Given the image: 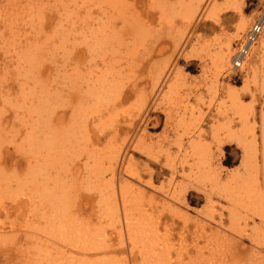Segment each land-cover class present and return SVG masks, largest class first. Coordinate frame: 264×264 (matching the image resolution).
<instances>
[{
    "label": "rangeland",
    "instance_id": "obj_1",
    "mask_svg": "<svg viewBox=\"0 0 264 264\" xmlns=\"http://www.w3.org/2000/svg\"><path fill=\"white\" fill-rule=\"evenodd\" d=\"M144 1V6L139 4L136 7V13H134V10L127 5L122 7L121 4H103V1L99 0H0V128H6L9 131L4 136L6 144L1 150L3 156H0V170H3H1L0 175L10 177L11 174L14 175L16 170V175L19 179L21 177L22 180L29 164L22 158V155L15 153L13 146L18 147L17 145L21 144L24 137L22 128H28V124L27 126L23 125L25 119L22 116L26 113L25 107L33 101H38V99L41 102L45 100L42 96L36 99L35 95L43 79L32 76H29V79L22 77L27 67L24 66V63H18L21 60L17 59V55H23L19 52L22 47H26L24 39L26 37L32 41L33 38L35 39L34 45L30 48L32 51L39 48L36 55L39 61L35 64L41 65L40 74L42 76L45 77V73L51 74L50 80L52 81V77H55V74L62 69L63 59L66 58V55L75 54L78 56L84 50L81 38L80 43L77 33L79 27L83 26H79L82 20H87L86 23L95 22L100 18L112 20L111 14L115 10L120 11L125 19H138L135 23H138L142 34L139 41L134 44V49L129 50L131 45L128 47L119 46L114 48L113 51L107 49L106 56H108L107 60L110 61L115 71L122 73V82L125 85L139 83V93L131 97L114 112L108 113L110 118L104 128H89L90 134L95 130L96 133L97 130L107 133L106 138L99 142L96 140V136L92 135L91 138L93 145L91 149L94 150L95 160L100 163L102 168L106 169L110 164L112 165V157L117 148L125 145L128 147L122 166L120 165L116 169L115 177L117 180L114 177L113 183L101 187L112 200L111 206H118V213L112 214L116 212L105 211L102 218L95 214L100 208L98 207L100 196L99 194L90 195L87 192L88 190H85V188H88V183H86L88 180L84 173V146L88 147L89 143L87 141L81 143L77 154L73 155L75 156L73 160L78 159L80 161H78V164L73 163L71 171L65 178L66 187L71 190H78L79 196L76 205L82 212L80 216L78 215L79 220L82 221L81 224L89 219V223H92L96 227L95 229L98 228V238L108 241L106 244L109 245L107 247H109L110 252L105 256L103 254L96 255L100 260L109 255V258H107L110 260L107 261L108 264L110 262H113V264H139L142 256L147 253L144 241L136 242L135 237L131 240L132 236L129 237L125 233V228H123L124 219L121 215V196L124 197L126 202V212L133 215V223L143 224V226L144 224L151 225L150 228L153 227L155 231L157 230L156 242L163 240L164 237L161 238V236L170 235L168 242L171 251L170 256L173 243L174 245L178 244H176L178 240L177 233L182 231L183 222L172 218L167 209H173L183 216H186L185 213H187L189 219L194 221L203 220L200 213L205 212L207 209L202 194L205 189V182L200 179L196 183L190 170L178 159L179 154L183 158L182 152H179L178 148L179 145L182 147L188 143H195L197 135L198 140L200 139L203 145L214 147L219 129L222 128L221 125L223 124L222 117L219 115L223 97L230 89L242 94L245 84H247L244 76H242L243 74L241 75L239 71H236V74L230 71L231 78L224 77L223 70L219 71L212 61H209L210 58L219 57L220 61L235 65V69L242 67V65L252 71L259 69V73L255 77L254 74L251 75L255 79L249 80L247 84L249 93L243 96L241 100L242 109L244 108L251 113L250 115L249 112L246 113L243 109L246 118H248V128H257V126L260 128V111L262 104H264V67H262L264 66L262 65L264 64V54H261L262 58L259 59L254 54L262 49L261 42L264 41V28L261 29L246 54L236 57L239 44L245 42L247 34L252 31L256 22L259 21L261 13H264V0H237L235 3L231 2L229 4L226 3V0H212L209 5L203 3L201 6L202 11L197 10L195 14H192V8L195 5L190 4L189 0H162L165 11L159 10L158 5H153L152 1ZM188 13L191 15L190 20L185 17ZM27 17H30L33 21L31 24L32 29L27 27ZM113 17L115 20L117 19L116 22L119 21L118 13H114ZM58 18H69L71 22L78 23L77 30L67 32L69 29L67 23H64L62 28L56 26ZM165 19H168V21L166 22ZM5 20L11 21L13 27H17V29H13L10 25V31L9 26H5L3 22ZM13 30L17 32L15 33ZM55 30H58L57 37L54 39L53 46L49 49L46 39ZM62 31L65 33H62ZM9 33H15L16 39L12 37L14 40H7ZM16 41H19L18 44ZM98 59L99 57H97ZM140 60L145 64L142 73L134 69ZM69 62L71 64L70 68H73L74 64L71 63V60ZM222 63L223 66H227L224 62ZM150 66H154V69L161 73L157 86L153 77L150 76L151 74L148 75L147 68ZM85 67L88 70V65H85ZM56 81H63V79L60 77ZM23 84L26 86H23ZM35 84L36 86H34ZM171 84L176 86L174 88L176 94L173 96L172 94H166L168 86ZM57 86L61 91L68 90L63 84H57ZM20 87L27 90L23 96L21 95L22 98L19 97ZM28 93L30 95L25 96ZM23 97L27 99L23 100ZM63 99L67 100L68 97ZM142 100L145 102L143 113L140 111ZM67 102L63 105L62 110L58 109L59 106H54V109L59 110L55 113L56 116H61L64 113H67V118L70 116L69 110L72 105L71 101ZM36 104L37 102L34 105ZM40 113L42 115L37 122L45 120V110L43 109V112L40 111ZM139 113H142L141 121L146 119L145 122L143 125L138 123L137 128H133L129 135L126 134L127 129L123 122ZM145 114L148 116L145 117ZM105 117H107V113ZM114 120H117L119 124L116 128H114ZM66 122L68 120H64L62 125ZM139 125L141 126L139 127ZM195 132H197V135ZM256 137L258 143H260V137ZM132 146L139 147V152H134ZM4 151L9 152L8 156L4 155ZM225 155L230 163H224L225 168L223 170L228 173L237 171L241 165V151L236 149L235 146H230L226 148ZM126 168L129 171L141 172L143 184L140 185L127 177L125 173L123 174ZM38 169L43 172V169L37 168V171ZM109 178L107 177L105 181H108ZM15 179L13 178V182L5 179L9 183L6 186L8 190L2 191L0 189V238L2 240L0 243V264H35L36 255H39L42 251L37 248L42 246L48 247L51 251L49 253L53 257H56L59 250L62 252L64 250L63 253L66 254H63V259L68 257L71 261L73 254L77 259H81L79 254L76 255L77 252L80 253L81 246L78 249L79 243L75 240L69 242L70 245L59 244L55 240L53 241L52 238L51 240L47 239L48 236H45V233L42 232V229H45L46 226L44 222L45 214L43 215V212H45V192H39L42 188L41 179L35 178L33 183L36 186L27 185L28 188H25L27 191L25 192L24 189L22 192L20 191L21 193L19 189L17 190L20 181ZM150 179L152 188H148L144 184ZM118 181H127L134 188H137L133 203H131L130 193L119 194ZM92 186L93 190L97 187L100 189V185L97 183L92 184ZM192 186L196 187L197 190L193 189ZM36 187L38 190H36ZM14 190L18 192L16 193ZM32 190L35 196L32 194ZM138 191H143L144 195H137ZM36 192L38 193L36 194ZM183 194H186V205L179 204V196L181 198ZM30 196L34 197L30 198ZM41 196L43 197L41 198ZM39 198H41V201ZM33 199L36 201L34 202L37 203V206L41 207L43 205L41 207L43 212L40 210L33 212L29 203ZM214 201L222 207L226 205L216 198ZM105 202L103 201L102 204ZM102 209H104V206ZM161 212L164 213L162 217H160ZM188 217L186 216L187 220ZM100 219L101 221H99ZM172 221L176 222L174 227L170 226ZM187 227L183 231H190L191 233L192 228L189 225ZM45 241L49 242L46 243ZM74 244L77 245V248ZM123 244L125 245L123 246ZM71 248L76 253H73ZM131 248L135 249L131 250ZM129 249L134 253H131ZM37 250L40 252L38 253ZM139 250L142 251L139 252ZM8 253H10L9 258L5 256ZM98 259L95 264L106 263L100 262Z\"/></svg>",
    "mask_w": 264,
    "mask_h": 264
},
{
    "label": "bare ground",
    "instance_id": "obj_2",
    "mask_svg": "<svg viewBox=\"0 0 264 264\" xmlns=\"http://www.w3.org/2000/svg\"><path fill=\"white\" fill-rule=\"evenodd\" d=\"M99 1H103V4H121L122 7L127 5L134 10V13H136V7H138L139 4H142V6L145 4L144 0ZM148 1H152L153 5H158L157 7L159 10L165 11L162 0ZM189 1L190 4L195 5L192 8V14H195L197 10L202 11L203 8L201 6L203 3L209 5L212 0ZM235 1L237 0H226V3H235ZM169 10H171V8H169ZM4 11L3 13L6 12ZM87 13H89V11H87ZM114 13H118V22H116L117 19L115 20L113 17ZM113 14H111L112 20L108 18H100L95 22L86 23L87 20H82L80 22L79 26H83L79 27L77 33L79 36V42L81 38L84 50H82V54H79L78 56L75 54L66 55V58L63 59L64 63L62 69L55 74V77H52V81L50 80L51 74L48 75V73H45V77L42 76L40 74V70L42 69L41 65L35 64L39 61L37 60L36 56L39 48H36L33 51L30 49L34 45V38L32 41L30 38L26 37L24 39L26 47H22L19 52L23 55H17V59L21 60V62L18 63H24V66L27 67V70L25 69L26 71L22 77L28 78L29 76H32L43 79L44 83L42 82V84L37 88L39 90H37L35 95L36 99L39 96H42L45 98V100L41 102L40 99H38V101H33L25 107L26 113L22 116V118L25 119L23 125L27 126L28 124V128H22L24 131V137L21 140V144H18V147L13 146L15 153L22 155V158H24L26 163L29 164L26 169L27 172L25 171L26 174L24 179L22 180L21 177L19 179V177L16 175V170L14 169V175L11 174L12 177H7L8 175L2 177L0 175V189L2 191L5 189L8 190V187L6 186L9 183L6 182L5 179H8L7 181L12 180V182L14 181L13 178H16L17 181L19 180L20 186L17 188V190L19 189V192H22V190L28 188L27 185H35L33 183L35 178L41 179L42 188L39 192H45V212H43L41 208L43 205L41 207H39V205L37 206V203H35L36 201L34 199L33 201L30 200L29 203L31 204L30 208L33 210V212L40 210L43 212V215L45 214L44 222L46 228L42 229V232L45 233V236H48L47 239L51 240L52 238L53 241L55 240L59 244L70 245L69 242L75 240L77 243H79L78 249L81 246V250L85 252L83 253L80 250V253H76L71 248L73 250L72 252L76 253V255L79 254L81 259H77L73 254V257L70 261L68 257H65L66 259L62 258L63 254H66L63 253L64 250L63 252L59 250L60 252L58 251L56 257H53L49 253L50 249L48 247L45 248L42 246L37 248L41 249L42 251L40 252L37 250V252L40 253L35 257V264H95L96 260L98 259L96 255L98 256V254H103L105 256L110 252L109 247H107L109 245L106 244L108 241L105 239L100 240L98 238V228L95 229L96 227H94L92 223H89V219L87 222L81 224L82 221L79 220V216L82 212L76 205V201L78 200L79 196L77 192L78 190H71L70 188L66 187L65 178L71 171L73 163L78 164V161H80L78 159L73 160V157H75L73 155L77 154L79 145L87 141L89 143L88 147L84 146V173L86 179L88 180L86 181V183H88V188H85V190H88L87 192L90 193V195L99 194L100 196L98 202V207L100 208L99 211L95 212V214H98V216L102 218V214L105 211H110L111 213L112 211L116 212L112 214L118 213V206H111L112 200L106 195L101 187H106L108 184L114 182L116 169L120 165L122 166V162L124 161L128 147L125 145L123 147L117 148L114 151V155L112 157V165L110 164L106 169L102 168L100 163L95 160V153H93L94 150L93 148L91 149L93 146L91 138L92 135H94L97 137L96 140L99 142L106 138L107 133L101 130H97L98 132L96 133L95 130L92 132V134H90L89 128H104L110 118L108 113L112 111L114 112L118 107L131 99V97L139 93V83L125 85L122 82V73L115 71V69L111 66L110 61L107 60L108 56H106V52L107 49L108 51L111 49L113 51L116 47H128L130 45L131 46L129 50H133L135 46L134 44L139 41L142 32L140 31L138 23H135L138 19H125L123 14H121V12L118 10H115ZM185 17L190 20V13H188ZM165 21L167 22L168 19H165ZM3 22L5 26L8 25L9 28L11 26L13 27V23H11V21L5 20ZM27 23V27L32 29L31 24L33 21L30 17H27ZM64 23L69 24L67 25V28H69L67 32L77 30L78 23L75 24L71 22L69 18H58L56 26L62 28ZM255 25L259 28V30L264 28V13H261L259 21ZM13 29H17V27H13ZM9 30L11 31V28ZM252 31H250V33ZM12 33L8 34L9 38H7V40L10 41L12 37H15L16 39L15 33ZM57 33L58 30H55L47 37L46 41H48L49 49L53 46L54 39L57 37ZM62 33L65 32L62 31ZM250 33L248 34L250 35ZM248 34L246 36V40L249 36ZM258 35L259 32L256 34V36H254L252 43H254ZM252 43L247 44L248 50L249 47H252ZM261 46L262 49L258 50L256 53L253 52L256 57L258 56V59L262 58L261 54H264V41L261 42ZM24 48L26 49L23 50ZM246 52L243 53L246 54ZM245 54H242L241 56H244ZM97 57H99L98 60ZM207 57L209 56L207 55ZM218 58L211 57V60L209 61H212L219 71L223 70V76L226 78H231L232 75H229L230 71H233L234 74H236V71H239L241 75L243 74L242 76H244L245 82L247 81L246 83L248 84L249 80L252 81L256 74L259 73V69H254L252 71L244 65L235 69V65L227 64L225 61H220ZM70 60L71 63L74 64L73 68H70ZM222 62H224L227 66H223ZM85 65H88V70H86ZM144 67L145 64H143V62L140 60L139 63L135 65L134 69L142 73L145 69ZM147 70L148 75L151 74L150 76L153 77L155 85L157 86L161 73L157 72L154 69V66H150L147 68ZM253 74L254 77H251ZM60 77L63 79V81L57 82L56 80ZM36 84L34 86H36ZM57 84L65 85L68 90L61 91ZM247 84H245L242 94L230 89L227 90L228 93H226L223 97L222 108L219 112V115L222 117L223 124L221 125L222 128L219 129L214 147L210 145L206 147V145H203L201 140H198L197 132H195L197 135L195 143H188L182 147L179 145L178 149L179 152H182L183 158L178 153V159H180L190 170L192 177L194 176L195 178L196 183L198 182L197 180L200 179L204 180L205 182V189L203 190L202 194L206 201L207 209L205 212L200 213L203 219L202 221H194L193 219L191 220L189 219L187 213H185L188 217L187 220L186 216L181 215L177 211L173 209L170 210L169 208L167 209V212L172 218L178 220L179 222H183L182 231L177 233L178 240L176 241V244H178L174 245L173 243V247H171V256V251L168 246L170 235L165 234V231V235L161 236V238L164 237L163 240L156 238L161 240L160 242H156L155 235L158 233L157 230L155 231V228L153 227L150 228L151 225L147 226L144 224L143 226V224L133 223V215L126 212V202L124 197L121 196V215L124 219L123 228H125V233H127V236L129 235V237L130 235L132 236V238H130L131 240H133L135 237L136 242L144 241L145 247L147 249L146 255L142 256L139 264H264V104H262L260 111V128H258V126L257 128H248V118H246V113H250V111L247 112L243 108L246 112L244 113L241 102L242 97L249 93ZM23 86L26 85L23 84ZM175 87V84L168 86L166 94H172V96L175 95ZM20 88L21 90L19 97H21V95L23 96L24 92L27 91L23 87ZM141 94L143 93L141 92ZM29 95L30 93L25 94V96ZM67 97V100L63 99ZM23 98V100L27 99H25V97ZM67 101H71L72 105L69 110L71 113L70 116L67 118V113H64L61 116H56L55 113L59 112V110H62L63 105L68 103ZM36 102L37 104L34 105ZM144 105L145 102L142 100L140 106V111L142 113L144 111ZM54 106H59V110L54 109ZM43 109L45 110V120L43 119V121L39 120L37 122V120L40 119L42 115L40 111L43 112ZM106 113L107 117H105ZM142 113H139L138 115L131 117L128 121L123 122V125H125L127 129L126 134L129 135L130 131H133V128H137L138 123L143 125L146 120L145 117L148 115L145 114V120L141 121L140 117ZM64 120H68V122L62 125ZM113 123H115L114 128L118 127L119 124L117 120H114ZM140 126L141 125H139V127ZM8 132L9 131L6 128H0V156H3V152L1 150H3L2 147L6 144L4 136H6ZM256 136L260 137V143H258ZM230 146H235L236 149L240 150L242 153L241 165L237 171L232 173H228L225 172L226 170H223L225 168L224 163H230L225 155L226 148ZM132 150L134 152H139V147L132 146ZM7 152L4 151L5 156H8L9 152ZM232 163L233 161L231 164ZM37 168L43 169V172H41L40 169L37 171ZM124 173L131 180L136 181L140 185L143 184L141 172L135 170L129 171L126 168L123 171V174ZM107 177L110 178L108 181H105ZM30 181H32V183H30ZM95 183L100 185V189L97 187L95 190H93L92 184ZM144 184L146 187L152 188L151 179ZM117 186L119 188L118 191L120 195L124 193L131 194L129 196L132 200L131 203H133L134 193L136 192L137 188H134L133 185L127 181H121L117 184ZM193 189L197 190L196 187H193ZM36 190H38L37 187ZM26 191L27 190L25 189V192ZM14 192L16 191L14 190ZM37 193L38 192H36V194ZM32 194L35 196L34 192ZM136 194L141 196L144 195V192L138 191ZM33 197L30 196V198ZM42 197L43 196H41V198ZM41 198H39L40 201ZM215 198L221 202H224L226 205L223 207L219 204L217 205L215 203L216 201H214ZM103 201L106 202L102 204ZM179 204L186 205V194H183L181 198L179 196ZM103 206L104 209H102ZM163 214L164 213L161 212L160 217H162ZM157 220L159 221V219ZM99 221H101V219ZM175 225L176 222L172 221L170 226L174 227ZM188 225L192 228L191 233L190 231H183V229ZM152 226L154 225L152 224ZM1 241L2 240L0 238V243ZM134 244L136 243L134 242ZM124 245L125 244H123V246ZM75 246L77 248V245ZM134 249L131 248V250ZM140 251L142 250H139V252ZM131 253L134 252L131 251ZM5 256L9 258L10 253L5 254ZM108 256L106 258L101 257L102 260H98L108 264L107 261H110L107 259L109 258ZM91 259L93 262H91ZM32 262L34 263V261ZM110 264H113V262H110Z\"/></svg>",
    "mask_w": 264,
    "mask_h": 264
},
{
    "label": "built area",
    "instance_id": "obj_3",
    "mask_svg": "<svg viewBox=\"0 0 264 264\" xmlns=\"http://www.w3.org/2000/svg\"><path fill=\"white\" fill-rule=\"evenodd\" d=\"M252 30L253 31L251 33L249 32L250 35L248 34L249 36L247 37V40H245L244 43L239 44L238 49H237L236 57L237 56H240L241 57L242 54H245L243 52H246L248 50L247 44L252 43L253 42V39H254V36H256V34L261 31V30H259L258 27H256V25L252 28Z\"/></svg>",
    "mask_w": 264,
    "mask_h": 264
}]
</instances>
